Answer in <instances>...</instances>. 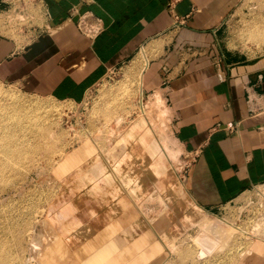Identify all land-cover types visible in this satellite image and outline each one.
I'll use <instances>...</instances> for the list:
<instances>
[{"label": "rangeland", "instance_id": "374dc122", "mask_svg": "<svg viewBox=\"0 0 264 264\" xmlns=\"http://www.w3.org/2000/svg\"><path fill=\"white\" fill-rule=\"evenodd\" d=\"M262 29L264 0H240L221 45L237 60L262 55ZM128 67L78 101L0 81L14 93L0 97V264H264V185L215 208L195 202L189 153L178 142L174 158L161 157L166 134L176 147L172 113L154 121L156 90Z\"/></svg>", "mask_w": 264, "mask_h": 264}, {"label": "crops", "instance_id": "0c3cea01", "mask_svg": "<svg viewBox=\"0 0 264 264\" xmlns=\"http://www.w3.org/2000/svg\"><path fill=\"white\" fill-rule=\"evenodd\" d=\"M240 0H0V81L78 101L127 64L161 89L202 207L264 185V54L234 59L220 29Z\"/></svg>", "mask_w": 264, "mask_h": 264}, {"label": "bare ground", "instance_id": "6f19581e", "mask_svg": "<svg viewBox=\"0 0 264 264\" xmlns=\"http://www.w3.org/2000/svg\"><path fill=\"white\" fill-rule=\"evenodd\" d=\"M264 29H262L261 30V34H260V36H262V37H264V31H263ZM129 72V74H130V71H128L127 70V73ZM132 75V74H131ZM0 97H6V98H8V99H12L13 97H14V93H13V91L11 90V89H0ZM5 98V99H6ZM23 100V101H22ZM22 100L20 101L19 100V102L20 103H25V102H27V101H30L31 99H25V98H22ZM40 99H33L32 98V101H30L31 103L30 104H38V105H41L42 107H45V108H52V106L51 105H49V104H47L46 102H41V101H39ZM148 101V100H147ZM148 103V102H147ZM152 105H153V108H154V110H152L153 112H152V115H155L156 116V119L154 120L155 122H157L158 123V119H159V116H161V115H164V116H166V117H168V116H170V114L172 113V111H171V108L169 107V105L167 104V102H166V98H165V96H164V94L162 93V90L161 89H158V90H156L154 93H153V95H152V98H151V102H150ZM147 107H149V106H147ZM151 109V108H150ZM48 111V110H47ZM155 124V123H154ZM159 125V124H158ZM147 126V125H146ZM154 127V126H153ZM157 127V126H156ZM161 127V126H160ZM142 132L143 131H148L149 129L147 128V127H144L143 126V128L142 129H140ZM162 130V129H161ZM149 132V134L152 132V129H151V132L150 131H148ZM166 136H167V134L165 135V137H164V143H162V145H161V157H163V156H165V157H167V158H174L173 156H175L174 154L175 153H177V151H179L180 150V148H181V145H180V143L178 144V142H179V140L177 139V138H173V141L172 142H174L175 144H176V149L174 148V146L175 145H173V147H171V146H169L168 144H167V140H169L170 138H172L171 136H169L170 138L168 139V138H166ZM15 138V137H14ZM14 138H7V139H14ZM20 138H21V136H20ZM176 139V140H175ZM170 141V140H169ZM10 142H13L14 143V140H12V141H10ZM167 144V145H166ZM3 147H6L7 148V150H8V152H10V154H12L13 156L14 155H19L18 153L19 152H17V150H16V147L15 146H11L9 143H8V141H6V145H2ZM14 147V148H13ZM9 158V157H8ZM202 238V241H203V243H204V246H203V248H205L206 249V247H209L210 245L209 244H211L212 242H210L211 240H210V238L208 237V236H203V237H201ZM255 248V247H254ZM256 249V248H255ZM254 249V250H255ZM203 250V249H202ZM208 250V249H207ZM207 252V251H206ZM254 252H257L256 250L254 251ZM202 253H204V252H202ZM248 255V254H247ZM247 255H245L246 257H247ZM250 255V254H249ZM250 256H252V255H250Z\"/></svg>", "mask_w": 264, "mask_h": 264}]
</instances>
